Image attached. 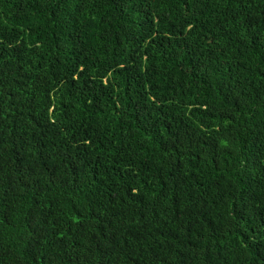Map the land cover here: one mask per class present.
<instances>
[{"label": "trees", "instance_id": "1", "mask_svg": "<svg viewBox=\"0 0 264 264\" xmlns=\"http://www.w3.org/2000/svg\"><path fill=\"white\" fill-rule=\"evenodd\" d=\"M0 264H264V0H0Z\"/></svg>", "mask_w": 264, "mask_h": 264}]
</instances>
